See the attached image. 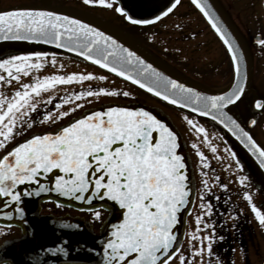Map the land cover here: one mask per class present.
Masks as SVG:
<instances>
[{
	"label": "snow or ice",
	"instance_id": "obj_1",
	"mask_svg": "<svg viewBox=\"0 0 264 264\" xmlns=\"http://www.w3.org/2000/svg\"><path fill=\"white\" fill-rule=\"evenodd\" d=\"M85 2L114 9L133 24L144 26L167 17L180 0H168L167 4L144 18L130 14L123 0ZM192 2L223 38L230 53L233 83L218 94L209 95L164 76L136 52L125 48L99 28L55 11L32 7L0 10V41H42L77 52L88 61L126 77L173 105H182L193 113L217 120L264 169V145L246 130V124L242 125L230 114V106H235L247 95V74L246 70L242 73L240 45L224 30L205 0ZM258 43L264 46V37ZM48 56V53L34 51L0 58V86L11 89L14 82L19 84L11 95H5L3 87H0V220L7 222L6 228L0 230L2 234H8L11 222L17 217L27 223L23 206L26 198L57 193L76 201H86L87 210L97 220L103 208L118 205L123 210L122 220L111 224L108 237L99 246L102 264H171L173 260L176 264H213V261L223 264L219 254L213 251L214 244L224 239L216 231L214 218L221 216V227H224V221L223 213L218 212L213 203L220 197L212 185L224 191L228 185L219 176H214L210 182L206 170L210 165L201 153L200 212L195 217L194 242L185 248L180 240L184 235L180 224L181 213L190 207L193 192L189 187L188 168L178 151L177 132L151 111L143 107L105 104L86 110L55 130L33 133L22 141L17 139L38 123L53 121V117L55 121L62 120L84 107V104L74 101L98 95H129L115 88L99 87L95 90L82 88L62 97L49 96L46 102L38 100L37 97L46 89L77 79L83 82L93 75H35L48 62ZM51 63L56 64L54 54ZM30 75V82L20 83L23 77ZM72 103L74 107L61 110L64 105ZM253 106L264 111V99H255ZM188 123L193 121L188 120ZM247 123L255 126L257 120L252 118ZM198 130L205 133L204 139L207 140L205 128L201 126ZM211 151L216 153L218 148L213 145ZM225 151L230 152L235 160L233 171L243 172L244 166L236 152L228 148ZM246 181H249L246 174L238 176L241 186L249 187L250 181L248 184ZM209 195L211 200L207 199ZM243 195L258 222L264 224V204L257 206L250 192ZM229 202L230 198L225 201L226 204ZM232 218L237 219L238 215ZM74 227L79 228L80 225ZM9 247V241L0 245V264H16L8 254ZM40 251L52 255L68 254L63 244ZM30 264H44L40 253L31 258Z\"/></svg>",
	"mask_w": 264,
	"mask_h": 264
},
{
	"label": "flooded vegetation",
	"instance_id": "obj_2",
	"mask_svg": "<svg viewBox=\"0 0 264 264\" xmlns=\"http://www.w3.org/2000/svg\"><path fill=\"white\" fill-rule=\"evenodd\" d=\"M184 2L185 0H180L179 5L176 7L177 10L174 9V11L177 12V15L183 16L184 14H186V12H189L191 10V4H188V8H186L185 10H180V6L182 5V3L183 5L186 4ZM42 3H49L53 6L71 9L75 12L83 14L91 20L105 26L115 34L119 35L121 38L135 45L137 48H139V46L141 45H147L153 41L151 37L159 34L160 32L159 29L155 28L158 24H161L163 26H166L167 24V21L164 20L166 17H164L160 21L152 25H136L128 21L124 15L116 12L114 9H110L106 6L101 5H88L85 0H0V9L17 5ZM167 3L168 0H123V4L125 5L126 10L130 14H133L136 18H144L146 14ZM176 28L179 29L180 27L177 26ZM3 51H5L4 53H7L8 55L34 51L48 53V62L45 63V66L51 65V67L53 68L50 69V71H48V74L46 75H67L72 73L95 74L96 72H104L110 74L109 72H106L91 63L64 56L50 50L17 46L7 47ZM53 54L56 57L55 65L51 63ZM153 54H155L156 56H154ZM153 54L148 55L158 62L160 61V59L164 60V57L160 56L161 54H158L156 52H153ZM251 65L252 77L247 94H249L254 100L255 97L260 96H258L256 90L252 87V59ZM45 92L47 91L45 90ZM59 94L60 92L55 93L52 95V97H58ZM91 107L95 106H86V108L84 109H78L76 112L59 121H55V117H53V121H49L44 128L38 130L30 129L27 134L18 137L17 139L22 140L36 132L54 130ZM258 112L264 116L263 111ZM206 123L208 124V126H211L208 122ZM179 132L181 133L180 130ZM251 132L258 140V142L264 145V143L257 137V134L253 132V129H251ZM217 136L219 137H217L216 142H214L211 146L214 145L217 148H221V151H217L218 155L213 154V158L216 159L222 156V158H224V164H226L229 170V174L223 175V173L218 170V167L216 166V164H214L210 156L204 154V158L210 165V167L206 169L208 171L210 182L211 178H213L214 176H219L221 178V181L228 185L227 191L220 189L215 184L212 185L213 191L220 197L219 201H214L213 203L216 205L217 211L223 213L222 218L224 221V227H221V216H216L214 218L217 222L216 231L221 236H223L224 239L214 244L213 251L219 254V257L222 260L223 264H253L250 257V252L252 248H256L258 249L257 252L260 258L258 263L262 264L264 260V224L258 222L255 213L251 210L250 203L246 201V197H244L243 193L251 192L253 195L259 194V196H262L259 201L254 200L257 206H261L262 204H264V179L257 171V169H255V167L248 160H246V162L249 163V165L246 163V172L247 170L249 171L250 168L254 169L255 177L253 183L250 182L249 187L240 185L239 188H237L231 186V183L234 181L233 175H238L240 172L233 171L235 169V160L231 157L230 152L225 151V149L228 148L231 151H235L237 153V158L239 149L225 134ZM184 140L190 159V166L194 183L193 200L190 208L185 213L182 220L183 222L181 233H184V235L180 236V240L183 242L184 247L187 248L191 243L194 242L192 241V234L195 232L196 228H188V224L190 223L191 217H193V220L195 222L196 216L189 215L192 213L195 201L198 199L200 203L202 177L200 174L201 155L200 157L198 155H195L194 157L190 152V147L187 140L185 138ZM226 177H231V181L228 182V179ZM240 195L243 198L239 197ZM229 198L230 202L226 204L225 201L229 200ZM207 199L211 200V195H209ZM24 207L27 212L26 221L35 232L29 234L23 226L18 224H11L10 231H8L7 235L2 234V232L0 231V245H3L5 241H9L11 242V244L16 242L28 243L30 238L34 237L33 239L36 240L41 245V247H44V249L63 244V246H65L68 250L67 255H52L41 252L40 256L44 264H99L102 257L99 246L102 242L103 232L106 225L114 217V208L101 209L102 215L100 219L97 220L94 219L92 213L87 210L88 205L77 206L74 204H68L58 201L53 197L49 199V196L45 195H41L40 197L36 198H26L24 200ZM233 215H238V218L233 219ZM74 225H80V227L76 228L74 227ZM233 225H235V227H233ZM1 227L6 228V224L0 223V228ZM196 234L199 235V233ZM256 237H258V239ZM93 249H95V252H93ZM239 255L240 261L237 258L239 257ZM32 257H30L29 259L22 256H14L10 258L15 260L16 264H30ZM171 264H176V261L173 260ZM213 264H215V261H213Z\"/></svg>",
	"mask_w": 264,
	"mask_h": 264
},
{
	"label": "rangeland",
	"instance_id": "obj_3",
	"mask_svg": "<svg viewBox=\"0 0 264 264\" xmlns=\"http://www.w3.org/2000/svg\"><path fill=\"white\" fill-rule=\"evenodd\" d=\"M215 1L224 12L229 22L235 28L243 42L246 44L253 64L252 87L256 90L258 96L264 98V46H260L253 41V37L256 34H261V36L264 37V0ZM184 3L186 4L183 5L182 3L180 10L188 8V4L192 5L191 10L186 12L183 16L177 15V12L173 11L164 19L167 21L166 26L158 24L155 27L159 29L160 32L159 34L151 37L153 41L147 44L148 46H139V49L147 53V55H151L153 52L161 54L160 56L164 57V60L160 59L159 61L161 64L193 83L210 89H222L227 86L231 78L229 55L218 36L211 29L209 24L205 21L203 16L194 7L190 0H185ZM175 10H177V8H175ZM177 26L180 28L177 29ZM3 50L5 49L0 50V58L8 56V54L4 53L5 51ZM153 55L156 56L155 54ZM52 68L53 67H51V65H44V67L36 72L35 75L43 77L48 74V71ZM81 74L87 75V73ZM101 76L107 77V79H99ZM30 80L31 75L29 77H23L20 83L30 82ZM0 87H3L5 95H11L12 90L17 89L19 84L14 82L11 85V89H8L7 86ZM99 87L109 89L115 88L121 92L126 91L129 95H98L74 101V103L84 104V107L81 109L86 108V106H98L102 103L127 104L133 102L160 107L177 125L183 137L187 140L190 152L194 157L195 155L200 157L201 153L207 154L223 175L229 174V170L223 161L224 158H222V156L216 159L213 158V154L218 155V153H213L211 151V145L216 142L217 137H219L217 135H224L222 132L215 127L208 126V124L201 119L185 114L160 102L155 97L143 92L134 85L114 75L104 72H96L92 75V77L83 82H80L77 79L72 83L58 84L48 90L46 89L47 92L44 91L39 97H37V99L46 102L47 98L55 93L60 92L59 97H62L65 94L77 92L82 88H91L95 90ZM252 102L253 98L247 94L240 102H238V107L244 117L248 118L250 116H255L257 118V123L253 131L264 143V116L259 112L254 111ZM74 103L64 105L62 110L67 111L70 107H74ZM49 107H51V105H49ZM41 111H44V109L41 108ZM188 120H192L193 123L189 124ZM46 124H48V122L38 123L31 130L42 129L46 126ZM201 126L206 130L208 136L207 140L204 139L205 133L199 132L198 130ZM218 151H221V148H218ZM238 158L244 166L243 172H240L239 174H246L249 177V181L253 183L255 177L254 169L250 168L249 171L247 170L246 172L245 168L247 167V164L249 165V163L246 162L245 157L240 153V151ZM238 175H233L234 181L231 183V186L239 188L240 184L238 183ZM227 179L228 182L231 181V177ZM249 181H246L247 184ZM252 196L253 201H259L260 198H262L259 194H252ZM239 197L243 198L241 195ZM199 212L200 203L197 199L194 203L192 213L189 216H196ZM189 227L191 229L197 227L193 217L190 218L188 228ZM4 229L5 227L0 228V230ZM258 237L256 238L258 239ZM257 251L258 249L252 248L250 252L253 264H259L258 262L260 258ZM237 258L240 261V255Z\"/></svg>",
	"mask_w": 264,
	"mask_h": 264
},
{
	"label": "water",
	"instance_id": "obj_4",
	"mask_svg": "<svg viewBox=\"0 0 264 264\" xmlns=\"http://www.w3.org/2000/svg\"><path fill=\"white\" fill-rule=\"evenodd\" d=\"M191 2H192V0H191ZM205 2L209 5V7L211 9L214 10V12H215V14L217 16V19L220 20L222 26L224 27V30L226 32H228L231 37H234V42H238V44L240 45V50H242V57H241L242 73L246 70V74H247V88H246V91H248L249 86H250V82H251V73H252L251 72V69H252L251 67H252V65H251V57L249 55V51L247 49V46L243 42V40L241 39V37L239 36V34L237 33V31L235 30V28L229 22V20L227 19V17L225 16L224 12L219 7V5L216 3V1L215 0H205ZM194 6H195V4H194ZM14 7H32V8H37V9H44V10H49V11H55V12H58V13H61V14H64V15L72 16V17H74L76 19H80V20L84 21L85 23H90L94 27H97L101 31L105 32L107 35L112 36L113 39L117 40L125 48H128L131 51L136 52V54L138 56H140L142 59H144L147 63L152 64L153 67L155 69H157L158 71H160L161 73H163L164 76L169 77L171 79H175V80L179 81L180 83L184 84L186 87H193L197 91H200V92H203V93H206V94H209V95L218 94L221 91L227 90L231 86V84L233 83V80H232V75L233 74L231 75V79H230L228 85L225 86L222 89H210V88H206V87H203L201 85H198L196 83H193L190 80H188V79H186V78H184V77L176 74L175 72L169 70L167 67H165L164 65L160 64L159 62H157L156 60H154L153 58H151L150 56H148L147 54H145L144 52H142L140 49L136 48L133 44H131L128 41H126L125 39L121 38L119 35L115 34L111 30H109L108 28H106L105 26H103V25H101V24H99V23L91 20L90 18L84 16L83 14H80L78 12H75V11H73L71 9H67V8H63V7H58V6H53V5L49 4V3H42V4L17 5V6H11V7H7V8H2L0 10L14 8ZM199 12L202 14V12L200 10H199ZM202 16L204 17V19L206 20V22L209 24V26L212 28V30L215 32V34L218 36V38L223 43V38L211 26V22L203 14H202ZM260 38H262L261 34H256L253 37V41L255 43L259 44L258 41H259ZM223 45H224V47H225V49L227 51L226 45L224 43H223ZM13 46L34 47V48H39V49L50 50V51H54V52H57V53H61V54H64V55H68V56L77 58V59L82 60V61L87 62V63H91V64H93V65L101 68L102 70H105V71H107V72H109V73H111V74H113V75H115V76H117V77H119V78H121V79H123V80H125V81H127L129 83H131L132 85L136 86L137 88H139L143 92H145V93H147V94H149V95H151V96L159 99L160 101L166 103L167 105H169V106H171V107H173V108H175L177 110H180L182 112L188 113V114H190L192 116L199 117V118H201V119L209 122L210 124H212L213 126H215L216 128H218L219 130H221L224 134H226L235 143V145L241 150V152L254 165V167L257 169V171L261 174V176L264 179V169H261L260 168L259 162L255 159V157L250 152H248V150L244 147V145L235 136H233L228 129L224 128L223 125H220L217 120H213L211 117H203L199 113H193L190 108H187V109L186 108H183L182 105H173V104H171L170 101H165V100H163L162 97H157L155 95V93L148 92L147 89L141 88L139 85H136L133 81H128L126 79V77H120L118 74L112 73L109 69H104L100 65H96L93 61H88L85 57L79 56V54L77 52L70 51L68 48H60V47H58L55 44H46V43H43L42 41H24V40L0 41V48L13 47ZM228 55L230 57V53L229 52H228ZM255 99H263V98H261V97H255L254 100ZM106 104H108L109 106H111V105H118V106L134 107V108L135 107H143L146 110L151 111L154 115H156L158 119H162L165 123H167L169 125V127H171L174 131L177 132L178 139H179V143H180V148H179L178 151L180 152V154H182V156L185 159V163H186L187 168H188V175H189V179H190L189 187L193 189V192H192L191 197H190V200H191V203H192L193 193H194V183H193L192 170H191V166H190V159H189L188 152H187V149H186L185 141H184L183 137L181 136L180 132L178 131V129L172 123L171 118L162 109H160L159 107L150 106L148 104H142V103H127V104H121V103H106ZM102 105H105V104H102ZM102 105H99V106H96V107H93V108H89L87 110L97 109V108H100ZM255 110L256 111H261V110H257V109H255ZM84 112H82L80 115H78L76 117L78 118ZM263 113H264V111H263ZM230 114L233 115L234 118H237L242 123V125H245L246 124V130H248L251 133V129L254 126L251 125V124H249V123H247V122L250 119L255 118L254 116H252V117L248 118L246 121H244L243 118L240 115V112H239V109L237 107V104L235 106H230ZM70 121H68V122H70ZM67 123H65V124H67ZM65 124H62V125H65ZM62 125H60L59 127H61ZM59 127H57V128H59ZM47 131H50V130H47ZM36 133L38 134V133H42V132H36ZM22 140H20V141H22ZM57 174H60V173L57 172ZM41 179L43 180L42 177H41ZM44 182L47 183V181H44ZM42 195L50 196V197L55 198L58 201H61V202H64V203H68V204H74V205H77V206H86V205H88L86 201H76L75 199H73L71 197H63V196H60L57 193L42 194ZM23 206H24V204H23ZM113 208H114V212H115L114 213V217L106 225V227L104 229V232H103L102 241L108 237L111 224L118 223L123 218V210L122 209H119V206L118 205H114ZM185 213L186 212H182L181 213L180 231H182V222H183L182 220H183V216L185 215ZM24 219H26V217ZM0 223L7 224V222L4 221V220H0ZM11 224H18V225L23 226L29 234L35 232L28 225V223L25 224L20 217H17L14 221L11 222ZM33 238L34 237L30 238V240H29L28 243H22V242L12 243L11 244V247L8 248V254H9V256L10 257L22 256L24 258L29 259L30 257L36 255L37 253H41L40 250L44 249V247H41V245L36 240H34ZM102 261H103V257H101L99 264H102ZM262 264H264V260H263V263Z\"/></svg>",
	"mask_w": 264,
	"mask_h": 264
}]
</instances>
